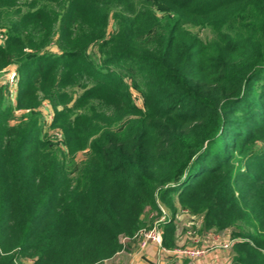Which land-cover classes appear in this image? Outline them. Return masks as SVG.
Returning a JSON list of instances; mask_svg holds the SVG:
<instances>
[{"label": "trees", "instance_id": "obj_1", "mask_svg": "<svg viewBox=\"0 0 264 264\" xmlns=\"http://www.w3.org/2000/svg\"><path fill=\"white\" fill-rule=\"evenodd\" d=\"M157 1L0 0V264H104L162 207L166 249L186 213L264 264V0Z\"/></svg>", "mask_w": 264, "mask_h": 264}, {"label": "rangeland", "instance_id": "obj_2", "mask_svg": "<svg viewBox=\"0 0 264 264\" xmlns=\"http://www.w3.org/2000/svg\"><path fill=\"white\" fill-rule=\"evenodd\" d=\"M30 0H20L19 2V6L21 8L22 11H25L27 9L26 5L29 3ZM145 3L149 4L150 7H152V9L158 13V15L160 17H163L167 12L168 9L161 3H159L157 0H144ZM114 30V22L112 20H110L109 23V31ZM192 31L195 34H198L199 36H201L202 39H209L211 38V33L209 32V30H202V29H192ZM3 34H1L0 32V43L3 41ZM51 49L56 50L55 47H51ZM92 53L96 54V48L92 49L91 51ZM11 70L5 69L0 71V86H4L7 89V102L11 103V104H16V99H17V82L15 83V81L11 80ZM132 93L136 96L135 101L136 104H138L139 106L141 105V100L139 99V97H137V92H135L134 90L132 91ZM59 109H62L61 107H59ZM38 111L40 112L41 118L42 119V123H43V135H47V137L49 138V141L55 145H57V147L59 146L60 142L63 139V133L61 130H57V129H53L50 127V124L54 118V108L51 105L50 102L48 101H44L42 103V105L40 106V108L38 109ZM29 111H25L24 113H28ZM23 114L22 111H16V119H18L20 117V115ZM61 148V147H60ZM62 149V148H61ZM63 151L65 150L64 148L62 149ZM86 157V152H79L77 153L74 157H70L68 156V163L69 165H72L73 163H75V170L81 165L82 161L85 159ZM164 211L167 215L168 212L167 210H165L163 207L161 208V211ZM200 220L198 218H193V220H191V222H188L185 220H178V233L181 232H188L189 230L192 229H196L199 231V227H200ZM186 224V226L184 225ZM235 231H237V229H235ZM214 231H208V232H203V233H213ZM202 232L200 233L201 235L203 234ZM216 233V232H214ZM219 233L221 236H227L228 238L231 237V231H221V232H217ZM183 234V236L185 235ZM127 251V250H126ZM126 254V253H125ZM123 254V255H125ZM28 263H30L28 261Z\"/></svg>", "mask_w": 264, "mask_h": 264}, {"label": "crops", "instance_id": "obj_3", "mask_svg": "<svg viewBox=\"0 0 264 264\" xmlns=\"http://www.w3.org/2000/svg\"><path fill=\"white\" fill-rule=\"evenodd\" d=\"M178 220H185L191 222L193 218L186 213H181L178 216ZM200 222V221H199ZM186 226V224H184ZM187 233V232H186ZM185 232L178 233L177 230V244L182 246L185 244H190V239L186 236ZM215 234V233H214ZM228 239L227 236H223V239H205L203 241V246L211 248L208 257L199 264H231L229 258V252L221 249L218 245H221L223 241ZM215 246V247H214ZM212 247H214L212 249ZM127 250V251H126ZM126 253V254H125ZM125 254V255H123ZM104 264H192L187 260H175L172 256L163 254L160 249L149 244L144 249L140 248L137 240H127L125 242V249L118 254L112 260L105 262Z\"/></svg>", "mask_w": 264, "mask_h": 264}, {"label": "built area", "instance_id": "obj_4", "mask_svg": "<svg viewBox=\"0 0 264 264\" xmlns=\"http://www.w3.org/2000/svg\"><path fill=\"white\" fill-rule=\"evenodd\" d=\"M11 80L17 82L15 73H11ZM156 217V213L152 215ZM168 218V215L162 210L161 217L155 222V224L149 229L141 230L133 239L137 240L140 248L144 249L149 244L157 246L163 254L172 256L175 260H187L192 264L202 263L211 248L203 246L205 239L211 238L215 240L223 239L219 233H203L202 235L196 229L189 230L186 236L190 239V244L178 246L172 250H168L163 246V230L160 224L164 223ZM221 249L230 251L232 246L231 241H223L221 245H218ZM215 247V246H214ZM212 247V249L214 248Z\"/></svg>", "mask_w": 264, "mask_h": 264}]
</instances>
